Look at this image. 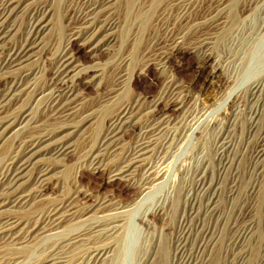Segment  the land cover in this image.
Listing matches in <instances>:
<instances>
[{"label":"rangeland","instance_id":"obj_1","mask_svg":"<svg viewBox=\"0 0 264 264\" xmlns=\"http://www.w3.org/2000/svg\"><path fill=\"white\" fill-rule=\"evenodd\" d=\"M43 1L45 0H34L27 10L37 7L39 2ZM46 1L51 8H47V12L52 15L49 14L50 18H47L45 25H49V29L53 30L49 32L50 34L45 33V36H42L45 37L44 43L30 61L31 68L39 71L35 80L37 86H42L49 81L50 62L59 53L62 47L61 42L68 33L69 12L78 9V0ZM180 1L191 2L205 8L207 4L219 0H134L130 10L122 8L113 15L119 24V31H116L118 33L115 36L118 37V41L115 45H111V51L105 49L98 51L95 60L87 52L89 49L81 50L79 46L75 47L76 50L78 49V63L91 67L97 62V69L102 74L99 85L97 81L95 87L84 89L83 92V99L95 110L98 116L95 115L99 119L96 120L95 126L88 124L83 127L82 132L72 136L74 126L79 124L80 116L66 122L51 123L50 119L43 118L42 113L37 110L35 119L39 121L43 134H54L52 141L65 139L71 135L75 143V151L60 162L44 154H40L32 162L28 170L30 172L33 171L31 168H36L38 165L51 166L53 169L48 193L45 196V199H48L34 204L33 209L43 207L42 205L46 202L57 203L76 191H83L95 200L111 197L127 205L137 202V206H134L130 215L125 218V226L116 238H107V241L102 243L112 244L114 247L111 252L114 256L111 259L115 258V260L109 264H162L163 262L180 264L185 257L193 259L197 264H229L228 262L234 260H244L243 264H262L264 259V158L258 160L254 156L257 134L252 133L251 125L254 116L258 114L261 116L258 125L264 124V0H226L228 11L223 15L219 29L213 31L215 38L211 50L212 59L205 66L202 65L197 53L191 49L190 45L194 38L190 35L182 45L183 47L181 46L182 53L171 59L168 71L159 75L156 67L144 66L141 52L145 48H150L157 39L160 40L166 32L167 24L172 25L176 22ZM27 10L26 12L23 9L18 10L14 17V20L17 19L15 32L19 29L21 35L26 31ZM102 35L105 37L107 34ZM126 59L130 62L125 66L122 65V70L126 75L131 74L132 91L128 97L124 94L108 101L105 91L109 87L112 90L118 87L116 70L122 64L121 61ZM164 76H171L187 85V102L184 114L175 120L178 126L175 133L178 137L177 143H173L159 155L158 159L157 157L153 159L154 164L161 165L164 162L167 166L164 177L160 181L161 184L150 194L137 200L138 189L111 180L102 170L90 171L89 164L93 160L91 156L97 148L98 138L104 133L118 106L125 100H134L138 95L147 96L150 101L152 97L157 96ZM255 83L263 85L256 98L251 95L250 90ZM33 107L35 103H32L29 108ZM145 112L140 114L142 121L147 118ZM202 114L205 116L203 119ZM18 132L19 127L5 135H1L2 131L0 132L1 172L6 168L7 163L11 162L10 158L12 159L18 152V145L14 141ZM134 135L133 132L124 135L121 147L132 145ZM220 135H222L221 139L231 142L232 161L238 171H236V188L233 195L230 194V188L233 185L235 172H220L221 165L217 160ZM162 157L163 161H161ZM26 181L24 179L23 183ZM201 181L216 184L215 189L220 185L221 189V191L218 190L215 205L220 216L211 221L204 219V224L209 226L214 238L213 245L206 249L200 247L198 236L200 230H195L186 243L182 238L183 220L187 218L186 224L189 229L197 221L190 218V210L193 203H199L204 198V195L197 190ZM32 185H28L26 189H32L34 187ZM81 203L83 204L82 200ZM31 211L24 215H11L16 219L23 217L25 221L26 219L32 221L36 214ZM89 223L92 222L65 227L63 231L62 229L59 231L63 236H55V239H37L30 244V247H24L21 250L19 249L23 247H14V250L10 246L1 248L0 252L3 254L0 253V263L4 259L5 263L2 264H12L15 261L14 264H34L55 245L57 246L58 241L61 244L69 237H74L78 231L88 227ZM237 230L240 232L235 234ZM243 232L245 235H242ZM91 246L77 244L67 248L64 252L68 257L67 264H86L87 250Z\"/></svg>","mask_w":264,"mask_h":264},{"label":"bare ground","instance_id":"obj_2","mask_svg":"<svg viewBox=\"0 0 264 264\" xmlns=\"http://www.w3.org/2000/svg\"><path fill=\"white\" fill-rule=\"evenodd\" d=\"M33 1L0 0L1 135H5L9 131L11 132L12 129L19 127V132L16 133L14 139L19 148L18 152L12 159L10 158L11 162L7 160L10 163H7L8 165L3 169V172L0 171V249H5L8 246L13 250L14 247H23L18 248L21 250L24 247H30V244H33L37 239L63 236V234L60 235L61 232L59 231L61 229L63 231L65 227H75L90 221L92 223L78 231L74 237H69L61 244L58 241L60 245L56 242L57 246L55 245L46 255L44 254L45 256L40 260L37 259L38 261L34 264H67L68 257L64 252L67 248L77 246V244L92 245L88 250L86 249V255L88 256L86 264H109V262L115 260V258L111 259L114 256V253L111 255L114 247L112 244L102 243L106 242L107 238H116V235L125 226V218L130 215L129 213L138 203L127 205L119 199L111 197L95 200L83 191H76L64 200L61 199L57 203L50 204L46 202L42 205L43 207L34 210V204L48 199H45V196L48 193L49 181L52 179L50 175L53 169L51 166L38 165L36 168H31L33 171L28 170L40 154L50 155L54 158L53 160L60 162L75 151V143L71 135L65 139L52 141L55 137L54 134H43L39 121L35 119L37 110L42 113L40 114L44 116L43 118L50 119L51 123L66 122L80 116L79 124L74 126L73 133L70 132L72 136L82 132L83 127L88 124L90 126L97 124L96 120L99 117H97L95 110L89 107V104L83 99V92L84 89L95 87L97 81L101 82L102 74L97 69V62L91 67L79 64L78 49L76 50L75 47L79 46L81 50L89 49L87 52L95 60L98 51L102 49L111 51V45H115L118 41V37L115 35L118 33L116 31H119V24L113 18V15L122 8L130 10L134 0H78V9L69 12L68 33L61 42L62 47L50 62L51 75L49 81H45L46 83L42 86H37L35 83L39 71L37 72L31 68L30 61L44 43L45 37L42 36H45V33L50 34L49 32L53 29H49V25H45V21L51 14L47 12L49 2L46 0L39 2L37 7L27 10ZM178 5L179 15L176 22L172 25L167 24L166 32L160 40L157 39L150 48H145L141 52L144 66L146 68L156 67L159 75L168 71L167 68L171 64V59L182 53L181 46L188 40L190 35L194 38L190 45L191 49L197 53L202 65L205 66L212 59L211 50L215 38L213 31L219 29V24H222L220 22L223 19L222 17L228 11L226 0L209 3L205 8L186 1H180ZM21 9L25 12L28 11L25 22L26 31L22 35L19 33V29L15 32L17 19L14 20L16 12ZM196 10L198 11L196 12ZM104 33L107 34L105 37L102 35ZM128 59L121 61L122 64L119 67L116 66L118 87L113 90L109 87L105 91L108 101L119 95L123 96L125 94L128 97L132 91L131 74L126 75L122 70V65L125 66L130 62ZM252 86L250 89L251 95L256 98L263 85L255 83ZM187 91L188 87L183 82H179L171 76H164L157 96L152 97L150 101L147 96L143 95H138L134 100H125L124 103L118 106L112 118L110 117L109 124L106 129L104 128L105 130L103 129L104 133L102 135L99 133L101 137L98 138L97 148L91 156L93 160L89 164L90 171L100 172L102 170L107 173L111 180L138 189L137 200L150 194L161 184L160 181L164 177L167 167L164 162L161 165H158L160 163L154 164L153 159L155 157L158 159L159 155L172 146L173 143H177L176 138L178 137L175 133L178 126L175 120L181 114H184ZM32 103H35L33 110L29 108ZM143 112L147 116L145 121H142V117H140ZM201 116L202 119L205 117L204 114ZM260 117L259 114L254 116L251 125L252 133L257 134L254 156L258 160L264 158V124H262L263 127L258 125L261 120ZM10 122L12 123L8 124ZM99 128H102V126ZM223 129L224 126L221 129L222 133L224 132ZM130 132L135 134L132 145L125 148L121 147L124 135ZM220 139L217 160L221 165L220 172H235L233 185L230 188V194L233 195L238 172L232 161L233 148L230 141ZM119 151L121 152L118 154ZM161 159L163 161V157ZM141 172L142 174H140ZM137 177L140 178L137 179ZM24 179L27 181L23 183ZM30 184H33L34 187L30 190L26 189ZM215 186L216 184L205 181L198 184L197 190L204 195V198L201 202H195L191 206L190 218L197 220L191 229L187 227V218L185 217L186 219L183 220L184 235L182 238H184V243L189 240L190 236H193L195 230H200L198 236L200 237L201 249L213 245L214 238L211 229L204 224V219L207 218L211 221V219L220 216L215 205L217 204L218 190L221 191V189L220 185L216 189ZM79 199L80 202L83 201V204H80ZM29 211L36 214V216H33L32 221L28 219L25 221L23 217L16 219L11 215H24ZM238 232L240 230H237L235 234ZM245 232L242 235H245ZM2 260L4 261V259ZM3 261L0 264L5 263ZM14 263L12 262V264ZM228 263L243 264L244 260H234ZM162 264L166 263L163 262ZM180 264H197V262L185 257ZM262 264H264V259Z\"/></svg>","mask_w":264,"mask_h":264}]
</instances>
